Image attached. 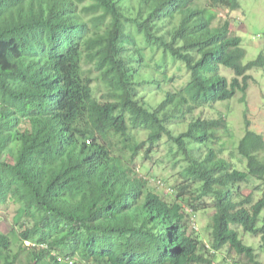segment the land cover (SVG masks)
<instances>
[{"label": "trees", "instance_id": "obj_1", "mask_svg": "<svg viewBox=\"0 0 264 264\" xmlns=\"http://www.w3.org/2000/svg\"><path fill=\"white\" fill-rule=\"evenodd\" d=\"M218 6L239 9L237 0H0V209L16 207L0 233V264H218L225 247L259 264L239 229L264 249V200L232 199L240 184L262 180L264 140L246 125L237 153L230 147L245 161L239 171L218 146L228 131L222 116L192 118L201 105L246 91L247 72L264 67V54L242 64L246 51L230 22L215 18ZM146 51L189 73L156 104L139 92L159 86L140 76ZM220 67L235 78L228 82ZM93 82L106 87L104 103ZM139 130L146 140L134 137ZM163 139L184 164L173 189L158 178L174 195L170 204L135 166ZM181 204L214 211L209 246L196 226L187 234Z\"/></svg>", "mask_w": 264, "mask_h": 264}, {"label": "rangeland", "instance_id": "obj_2", "mask_svg": "<svg viewBox=\"0 0 264 264\" xmlns=\"http://www.w3.org/2000/svg\"><path fill=\"white\" fill-rule=\"evenodd\" d=\"M193 2L199 7H206L208 5V0H193ZM238 2L239 9L236 11H228L224 6H218L217 9H213V12L216 15L215 18L220 19L221 23L224 21L230 22L233 35L241 39V46L246 51V57L242 64L246 65L256 60L261 54H264V0H238ZM177 23L178 20L175 18L173 24L167 25L166 28L171 29ZM137 38L140 39V36H137ZM160 58L164 59V64L162 65L159 62V60L161 61ZM145 61V64L142 65L140 76L146 75L148 79L152 77L159 82V86L157 87L147 85L139 88V92L146 93L150 96L148 97L150 104L159 103L167 93L180 91L189 80V73L184 65L170 59V56H167V54L164 55L159 51H154V53L149 54L146 51ZM156 66L163 68L159 69ZM219 73L228 82L235 78L233 72L221 67ZM246 76L249 77L246 91L242 93L237 91L236 95L230 100L201 105L193 111L192 115V118L206 120H216L222 116L228 125V131L219 132L222 137L218 146L223 150L222 158L232 163L233 167L239 171L245 169V161H240V159L230 156V147L235 148V152L237 153L236 148L239 141L245 135L246 125L249 131L261 136L264 140V67L251 69L247 72ZM94 77H96V74H94ZM238 80L241 81V79ZM92 89H95L96 97L100 102L104 103L108 100L105 86L98 85V82H93ZM243 95L245 96V100L241 101ZM190 116L184 118V123H189ZM183 130H185V127L180 126L174 129V133L176 134ZM133 135L138 141H144L147 137L146 132L143 130L134 131ZM163 141L164 139L158 146L153 148L154 152L148 160H143L141 157L142 154L139 155L135 161V166L140 171L139 175L148 178L151 174L156 179L160 178L164 180L165 184L173 189L180 182L178 174L183 169L184 164L180 161L181 155L178 154L174 158V149L171 155L167 150L168 145L164 144ZM258 160L264 162V151L258 156ZM156 184L157 181L155 180ZM239 187V192H234L233 194L232 200L234 202H240L247 196L251 197V205L256 204L260 200H264V176L260 181L251 178L247 184H240ZM194 189L195 185L192 186L191 191L194 192ZM157 194L169 204L174 201V195H169L165 188H160ZM187 198H189V195L184 199L186 200ZM181 206L187 215V234L190 235L193 227L196 226L197 230L193 231L205 245L209 246L211 242V215L214 211L209 208L204 211L191 213V209L185 204H181ZM245 207L250 208L249 206ZM15 210L16 207L13 204L0 209V233H7L11 229ZM263 216L264 211L260 218ZM239 232L241 241L254 250L256 261L259 264H264V249H262L259 236L244 233L240 229ZM26 245L31 246L30 243H26ZM216 256L215 261L218 264H250L243 255L235 254L228 247L222 249ZM24 257L22 254L21 258L24 259ZM78 262L75 259L74 264H78Z\"/></svg>", "mask_w": 264, "mask_h": 264}, {"label": "clouds", "instance_id": "obj_3", "mask_svg": "<svg viewBox=\"0 0 264 264\" xmlns=\"http://www.w3.org/2000/svg\"><path fill=\"white\" fill-rule=\"evenodd\" d=\"M237 1H238V0H237ZM238 3H239V2H238ZM156 181H157V184H156V185H157L158 189H160V188L164 189V188H165V189H166V192H168V193L170 192V190H169L168 188L165 187V184H164V183L161 184V183L158 181V179H156ZM154 184H155V183H154ZM189 212H190V211H189ZM193 229H195V227H193Z\"/></svg>", "mask_w": 264, "mask_h": 264}, {"label": "bare ground", "instance_id": "obj_4", "mask_svg": "<svg viewBox=\"0 0 264 264\" xmlns=\"http://www.w3.org/2000/svg\"><path fill=\"white\" fill-rule=\"evenodd\" d=\"M209 249V248H208Z\"/></svg>", "mask_w": 264, "mask_h": 264}]
</instances>
